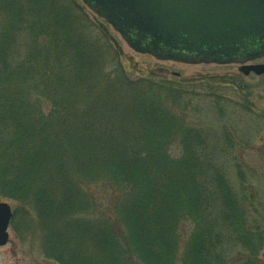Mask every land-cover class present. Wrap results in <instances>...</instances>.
Segmentation results:
<instances>
[{
	"label": "trees",
	"instance_id": "trees-1",
	"mask_svg": "<svg viewBox=\"0 0 264 264\" xmlns=\"http://www.w3.org/2000/svg\"><path fill=\"white\" fill-rule=\"evenodd\" d=\"M211 79L133 76L80 0H0V198L19 204L12 223L59 264H262L257 200L240 166L237 186L227 172L232 139L190 123L197 96L249 111V87Z\"/></svg>",
	"mask_w": 264,
	"mask_h": 264
},
{
	"label": "water",
	"instance_id": "water-1",
	"mask_svg": "<svg viewBox=\"0 0 264 264\" xmlns=\"http://www.w3.org/2000/svg\"><path fill=\"white\" fill-rule=\"evenodd\" d=\"M134 51L186 64H239L264 74V0H80ZM14 212L0 202V247Z\"/></svg>",
	"mask_w": 264,
	"mask_h": 264
},
{
	"label": "rangeland",
	"instance_id": "rangeland-1",
	"mask_svg": "<svg viewBox=\"0 0 264 264\" xmlns=\"http://www.w3.org/2000/svg\"><path fill=\"white\" fill-rule=\"evenodd\" d=\"M89 10V9H88ZM93 13V12H92ZM94 14V13H93ZM95 17H98L94 14ZM101 19L100 17H98ZM102 21H104L102 19ZM110 26V25H109ZM114 37L121 45L123 64L133 76L156 75L166 79H205L226 77L229 80L239 82L243 80L249 87L244 98L247 99L249 111L238 104L224 102L223 112L210 105L216 104V97H195L192 100L193 107L199 106L201 112L192 111L191 124L212 127L215 133L225 129V135L232 139L233 146L229 148L227 160L228 175L234 186H237L238 166L246 173L247 196L257 200L255 206L249 208L255 223L264 233V74L257 75L254 72L244 75L238 64H186L174 61L158 60L149 54H142L131 49L121 36L110 26ZM252 64H264V57ZM211 79V81H216ZM204 89L200 87V89ZM216 95L233 96L237 93L229 89H214ZM204 92V90H201ZM97 188V187H95ZM93 188V189H95ZM99 204H102V189H95ZM0 202H8L13 212L19 207L14 200L0 198ZM105 203V202H104ZM20 213V212H19ZM13 222V221H12ZM18 224L16 228L12 223L9 228L10 239L5 246L0 247V264H59L47 258L42 247L38 233H33L32 227L23 225L20 218H15ZM260 261L264 264V247L261 251Z\"/></svg>",
	"mask_w": 264,
	"mask_h": 264
},
{
	"label": "flooded vegetation",
	"instance_id": "flooded-vegetation-1",
	"mask_svg": "<svg viewBox=\"0 0 264 264\" xmlns=\"http://www.w3.org/2000/svg\"><path fill=\"white\" fill-rule=\"evenodd\" d=\"M255 61H257V60H255Z\"/></svg>",
	"mask_w": 264,
	"mask_h": 264
}]
</instances>
